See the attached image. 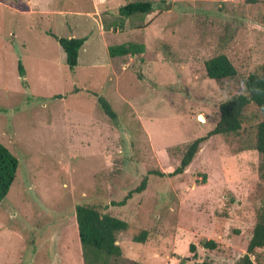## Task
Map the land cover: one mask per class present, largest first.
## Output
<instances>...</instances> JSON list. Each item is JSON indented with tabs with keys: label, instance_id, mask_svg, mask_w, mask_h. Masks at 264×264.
<instances>
[{
	"label": "rangeland",
	"instance_id": "1",
	"mask_svg": "<svg viewBox=\"0 0 264 264\" xmlns=\"http://www.w3.org/2000/svg\"><path fill=\"white\" fill-rule=\"evenodd\" d=\"M93 1L0 0V143L18 160L0 202V264H84L77 204L127 222L116 264L235 263L264 188L257 105L238 133L210 136L181 173H166L216 122L219 101L259 71L264 0H150L154 11L129 17L116 9L131 0ZM51 33L86 37L73 70ZM124 42L145 50L109 56ZM220 53L235 77L206 76L204 61ZM144 177V190L119 204ZM139 229L147 236L133 241Z\"/></svg>",
	"mask_w": 264,
	"mask_h": 264
},
{
	"label": "trees",
	"instance_id": "2",
	"mask_svg": "<svg viewBox=\"0 0 264 264\" xmlns=\"http://www.w3.org/2000/svg\"><path fill=\"white\" fill-rule=\"evenodd\" d=\"M154 11L153 2L150 0H131L116 9L119 17H129L133 14H148ZM61 45L66 64L73 70L77 65L78 52L86 37H57L51 33ZM145 50L143 43L124 42L108 46V54L115 56H133ZM205 74L208 78L221 81L224 78H233L237 75V69L231 60L223 53L216 54L204 61ZM18 70L23 75V67L18 65ZM244 93L231 94L217 104V120L211 126H206L204 134L188 143L179 160V164L167 175L181 173L191 162L202 142L212 135L232 133L236 134L242 125L244 109L250 103L257 105L263 115V119L256 125L254 148L262 154L263 159L259 165V175L264 181V62L258 72H251L243 79ZM98 106L111 119L116 118V113L108 101L97 94ZM18 160L16 156L0 143V202L6 196L14 180ZM151 173L164 175V172L153 170ZM147 177L141 180L137 188L128 192L119 202L124 204L132 196L133 192L144 190ZM261 199L255 209V222L249 237L246 252L233 264H264V188ZM75 218L84 264H116L122 258V249L117 242V234L128 229L126 221L102 212L99 207L91 204H77L75 206ZM147 236L146 229H139L132 235L133 241H144ZM204 245L213 246V242L207 240ZM194 250V245L190 244ZM194 264H227L212 260L196 261Z\"/></svg>",
	"mask_w": 264,
	"mask_h": 264
},
{
	"label": "crops",
	"instance_id": "3",
	"mask_svg": "<svg viewBox=\"0 0 264 264\" xmlns=\"http://www.w3.org/2000/svg\"><path fill=\"white\" fill-rule=\"evenodd\" d=\"M106 2V0H94L93 1V3H96L97 5H99V4H103V3H105ZM107 51H108V46H107Z\"/></svg>",
	"mask_w": 264,
	"mask_h": 264
}]
</instances>
